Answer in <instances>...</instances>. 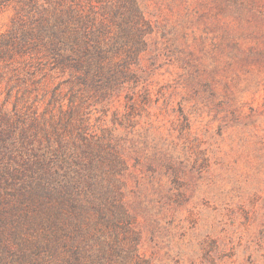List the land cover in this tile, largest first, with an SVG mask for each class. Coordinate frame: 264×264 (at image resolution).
I'll return each instance as SVG.
<instances>
[{
	"label": "rangeland",
	"instance_id": "1",
	"mask_svg": "<svg viewBox=\"0 0 264 264\" xmlns=\"http://www.w3.org/2000/svg\"><path fill=\"white\" fill-rule=\"evenodd\" d=\"M137 3L144 45L135 51L115 22L97 27L89 69L101 81L87 91L72 81L74 124L101 148L147 264H264V0ZM15 16L0 9V33ZM68 76L52 71L27 98L50 130L72 103Z\"/></svg>",
	"mask_w": 264,
	"mask_h": 264
},
{
	"label": "trees",
	"instance_id": "2",
	"mask_svg": "<svg viewBox=\"0 0 264 264\" xmlns=\"http://www.w3.org/2000/svg\"><path fill=\"white\" fill-rule=\"evenodd\" d=\"M96 1L100 16L92 0H0V9L16 8L11 27L0 33V264L148 263L138 253L134 214L114 178H105L101 148L90 149L84 124H74L80 107L73 104L72 82L87 91L101 81L89 69L103 43L95 31L115 22L136 51L148 20L137 0ZM52 71L69 74L72 103L50 130L27 98ZM59 98L53 89L51 102ZM32 128L44 133L46 145L34 144Z\"/></svg>",
	"mask_w": 264,
	"mask_h": 264
}]
</instances>
